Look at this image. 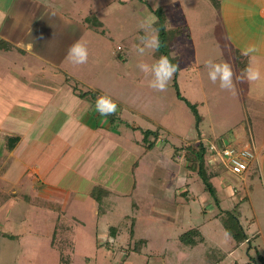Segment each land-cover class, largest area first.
I'll use <instances>...</instances> for the list:
<instances>
[{
  "label": "rangeland",
  "instance_id": "1",
  "mask_svg": "<svg viewBox=\"0 0 264 264\" xmlns=\"http://www.w3.org/2000/svg\"><path fill=\"white\" fill-rule=\"evenodd\" d=\"M203 1L196 0L195 5L194 0H61L60 10L69 20L62 22L56 10L40 18L29 40L31 50L61 62L66 47L85 33L81 41L88 49L87 63L74 65L63 59L62 66L68 61L69 68L82 73L89 85L74 80L69 86L110 97L121 109V120L112 125L118 134L100 135L95 131L99 130L96 119L87 110L94 102L75 94L86 103L76 105L63 98L57 106L78 112L57 114L60 118L47 128L48 140L59 143L48 148L55 150L56 158L57 151L72 146L85 159L74 166L102 178L100 182L105 180V188L96 186L91 193L76 194L71 200L45 196L43 183L29 174L27 165L16 159L3 162L0 264H264V197H255L254 220L249 199L234 190L244 183L250 193L256 192L260 176L234 175L208 154L212 143L225 141L239 149L252 146L256 150L253 136L261 140L263 124L253 120L254 133L249 135L251 116L235 77L234 91L222 90L218 81L213 84L208 78L207 60L220 63L228 59L225 33L219 22L212 20L211 12L216 10ZM157 9L164 11L167 34L163 47L178 65V85H174V75L164 92L149 87L152 77H146L138 64L151 65L166 54L159 49L140 56L135 50L138 37L145 34L138 25L149 13L157 16ZM154 27L159 34L160 23ZM15 55L1 52L0 63L6 62L8 70H22L27 62L18 52ZM43 66V74H33L28 85L52 86L46 90L39 87L35 93L52 92L55 102L62 98L55 97L56 93L67 92L63 87L68 85H49V69L45 70V64L38 67L42 70ZM52 79L60 83L59 78ZM16 88L0 85V131L30 129L31 121L6 120V115L15 117L6 110L14 112L11 106L18 101L13 93ZM82 113L83 126L80 123L78 127L77 117ZM46 122L39 117V126ZM56 126L63 128L58 134ZM145 130L156 133L150 137L155 147L148 152L142 139ZM139 139L143 144L136 142ZM200 144L206 148L205 171L210 181L213 177L216 197L206 190L198 172L187 168L192 162L186 158L188 147ZM56 163L49 173L54 181L66 171ZM176 188L181 192L188 188L189 199L184 195L179 198L178 190L175 197ZM195 227H201L205 240L196 239L189 245L181 236ZM239 232L244 234L240 239Z\"/></svg>",
  "mask_w": 264,
  "mask_h": 264
},
{
  "label": "crops",
  "instance_id": "2",
  "mask_svg": "<svg viewBox=\"0 0 264 264\" xmlns=\"http://www.w3.org/2000/svg\"><path fill=\"white\" fill-rule=\"evenodd\" d=\"M198 1L202 2V0ZM203 2L204 5L211 4L212 8L217 11H214L215 13L211 12V15H213L214 18H212V20L219 22L223 33H225L228 62L233 68L235 73L234 77H241L244 80V82L241 83L237 82L235 79V82L236 85H239L240 96L246 107L247 115L248 117H252V119L249 117L251 124H249L250 130L248 133L250 135V133H254V128L252 126L253 120H259L262 122L264 129V79L257 82H247L246 78H244V69L250 63V57L241 55V51L250 45L256 47L257 51L251 54V56L254 57V59L251 60V63L254 67L258 66L260 68L262 77H264V0H221L219 9L215 8L211 0H205ZM61 3V0H0V41H4L11 45V48L9 49L0 48V53L4 52L6 54H13V58H15V53L18 52V54L21 55L20 58H24L27 62L25 65H22V67H24L19 71H15L13 67H10L11 69L9 68L8 70L5 68L6 62L0 63V85H13L14 87H17L13 93H15V97L18 101L11 106L14 109V112L10 109L6 110L8 115L14 114L15 117L10 118L6 115V118H9L6 120L12 121L15 119L19 123L31 121L30 129L22 128L19 129L18 132H13L12 130L6 132L0 131V157H3L0 163V170L4 169L3 162L16 159L18 163L21 162L23 165H27L31 170L29 174L37 176L39 181L43 183V186L40 185L42 187L41 192L43 195L62 200H71L76 194H86L89 190L91 193V189L96 186L103 188L105 180L100 182L102 178L96 179L94 175L91 176L81 172V170L74 166L78 161V165H80L85 159H81L83 154L80 156V153L74 152L72 146L69 147L68 145L69 148H66V150L57 151V153H59L58 158L54 155L55 150L48 149L49 147L54 148V146L59 144L58 142L53 143V141H49V132H47V128H50L51 124L53 126L54 121L57 118H60L57 114L61 113L60 115L64 116L70 113L74 115V113L78 112L74 111L75 108L70 110L57 106L61 104L60 100L65 98L67 101H72V103L76 105L80 104V102L83 104L86 103L85 100L78 99L80 100L78 101L76 99L77 97H74L75 92L73 87H70L69 85H73L72 81L74 80L82 85H89V82L84 80L83 76H81L82 73L78 74L75 69L72 70L69 68L67 47L66 51L61 56V62L53 60V56L50 54L46 55V53H43L42 51L31 50L33 48L29 40L32 38L33 31L40 18H47L50 10H56L62 22L70 19L69 15L60 10L63 7ZM194 3L195 5H198L196 0H194ZM210 23H212V21ZM84 36L85 33L79 35L74 39L75 42L81 41L84 39ZM29 57H31V60L27 59ZM63 59L68 60L66 67L62 66ZM43 64L46 65L45 70L49 69L50 79L46 80L49 85H68L66 88L63 87L67 92L56 93L55 97L60 96L62 98L56 99L55 102L54 93L52 92H46V94L35 93L39 87V89L46 90L53 89L52 86L51 88L45 87L46 83H41L34 87L28 85L33 74L38 76L43 74L44 66L42 67V70L39 69L40 65ZM7 75L11 76L9 82L5 81ZM54 76L55 78L60 79V83L54 82L55 79H52ZM21 84H23L22 87ZM31 88H34V90L30 92ZM247 103L250 104L247 105ZM55 106L59 109L55 108ZM87 110L96 119V127L99 128V130L95 129V131L100 133V135L107 138L112 134H118V131L113 130L108 118H101L97 114L95 104H91ZM87 110L85 111L87 112ZM84 115L85 114L82 113L81 117H77L79 122L78 127L80 126V123L81 127L83 126V123L80 121H83L82 118ZM39 117L46 118V125L39 126ZM89 118H91V116H88L87 119L89 120ZM56 127L59 128L56 132L57 134L63 130L60 126ZM56 133L53 132L51 134L52 137H55ZM9 137H19V141L12 150L7 149V140ZM142 139L136 140V142L143 144ZM253 139L256 142V145L254 144L256 150H254L252 146H248V148L255 153V160L250 171L246 174H257L260 176L258 182L259 187H257L259 189H257L256 192L253 190L250 193V190H248L243 183V185H237L234 187V190L237 193H241L243 198L249 199L253 210L254 220H257L255 214L257 208L254 200L257 194L258 196L264 197V132L260 141L257 140L255 134ZM55 162H57L56 164H59L61 168L65 167L66 171L60 179L54 181L53 178H50L49 173L53 170ZM212 179L213 177L211 178V181ZM245 181L246 178L244 177L243 182ZM188 186L189 183H187V187ZM63 190H65V192H63ZM177 190L179 191L180 189L176 188L175 197L176 194H178ZM179 192V198L181 195L188 198V188L187 190ZM14 193L16 194V191H14ZM177 201V198H175V202ZM193 229L199 232L202 240H205L201 227H195Z\"/></svg>",
  "mask_w": 264,
  "mask_h": 264
},
{
  "label": "clouds",
  "instance_id": "3",
  "mask_svg": "<svg viewBox=\"0 0 264 264\" xmlns=\"http://www.w3.org/2000/svg\"><path fill=\"white\" fill-rule=\"evenodd\" d=\"M157 22L158 17L149 13L138 25V28L145 33L138 37L139 44L135 46V50L140 56H143L146 51L155 52L160 49L161 42L158 30L154 27ZM256 51L257 49L254 45H250L241 51V55L250 57V63L244 69V78H246L249 83L264 79L260 68L258 66L254 67L251 63V60L254 59L251 54ZM88 55L89 53L85 43L77 41L69 47L67 59L74 65H83L87 63ZM138 67L146 77H152L149 81V87L160 92L167 90L169 82L172 80L178 69V65L173 64L167 55H161L159 59L151 65L143 62L139 63ZM206 67L208 69V78L213 84L218 81L219 87L222 90H235V73L228 62L218 63L209 59L206 61ZM235 79L237 82H244L241 77H235ZM117 107V104L110 97L103 95L97 98L95 104L96 112L101 118H107L108 116L114 115L117 111Z\"/></svg>",
  "mask_w": 264,
  "mask_h": 264
},
{
  "label": "trees",
  "instance_id": "4",
  "mask_svg": "<svg viewBox=\"0 0 264 264\" xmlns=\"http://www.w3.org/2000/svg\"><path fill=\"white\" fill-rule=\"evenodd\" d=\"M211 2L215 6V8L219 9L221 0H211ZM155 14L158 17V22L160 23V27H161L160 33H159V39L161 42L160 50H163V53L169 57V52H167L165 50V47H163L164 44L166 43L165 36L167 34V31L163 25V20H162L164 17V11L162 9H157L155 11ZM181 30H182V28H181ZM181 30L179 29V32ZM175 33H176V31H175ZM0 48L9 49V48H11V45H9L8 43H6L4 41H0ZM169 59L171 60L170 57H169ZM171 62H172V60H171ZM173 64H175V63H173ZM174 85H178L177 84V72L175 73ZM74 92L80 98L91 99L92 102H94V104H96L97 98L100 95L102 96V94L99 91H83L82 92L77 87L74 88ZM178 96H180L179 93H178ZM191 109L197 115L196 109L193 106H191ZM107 118L110 121L111 125H114L116 121L121 120V109L119 110V107H117L116 113L114 115L108 116ZM143 133H144L143 142L146 144V151L148 152L155 146V141H150V137L152 135H156V133L152 130H145ZM18 141H19V137H9L7 140V149L12 150ZM206 154H207L206 148L202 144H200V147H197V148H195V146H189L187 149V157L186 158H187V160H191L192 162H189V165L187 166V168H188V171H191V172L197 171L199 176L201 177V179L203 180V182L205 184L206 190L211 195L216 197L215 189H214V187L210 181L209 176L207 175V173L205 171L204 158H205ZM227 228H228V231L232 233V230L229 227H227ZM236 234H241V233L239 232ZM242 234H241V236L238 237V239H240L244 235V234L243 235ZM187 237H189V239H188L189 241L186 240ZM181 238L183 240H185L187 244H195L196 239L202 240L199 232L195 229H192V230L188 231L187 233H184L181 236Z\"/></svg>",
  "mask_w": 264,
  "mask_h": 264
},
{
  "label": "built area",
  "instance_id": "5",
  "mask_svg": "<svg viewBox=\"0 0 264 264\" xmlns=\"http://www.w3.org/2000/svg\"><path fill=\"white\" fill-rule=\"evenodd\" d=\"M211 157L218 158L222 161L229 172L234 175H246L251 169L255 160V153L248 147L236 148L232 144L215 142L208 149Z\"/></svg>",
  "mask_w": 264,
  "mask_h": 264
}]
</instances>
